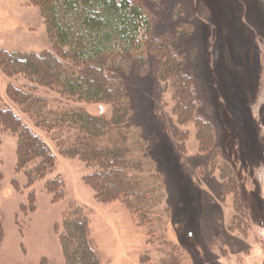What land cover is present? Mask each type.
<instances>
[{
    "label": "rangeland",
    "instance_id": "1",
    "mask_svg": "<svg viewBox=\"0 0 264 264\" xmlns=\"http://www.w3.org/2000/svg\"><path fill=\"white\" fill-rule=\"evenodd\" d=\"M89 1L55 0L54 13L68 32L66 46L82 45L83 50L122 57L119 75L128 105L127 125L117 124L119 135L110 130L103 139L120 137L125 149L118 146L111 149L112 154H105L121 152L130 163L128 167H133L125 174L141 182L142 191L135 193L141 197L135 205L144 216L118 201H98L84 181L91 170L77 157L57 153L53 142L59 136L57 130L50 135L39 131L55 155L53 173L63 180L64 197L54 201L53 192L44 188L48 176L29 182L18 169L17 137L0 126V264H65L59 234L69 204L79 206L87 215L88 238L100 264H159L170 256L179 264H264L262 1ZM150 37L156 45L166 43L184 60L198 100L196 117L209 120L218 131L221 115L230 112L221 89L232 95L235 90L242 101L239 104L232 98L229 102L239 128L235 126L230 137L234 147L225 143V154L244 195L249 212L245 220L235 214L233 194H222L220 188L219 167L224 156L215 160L212 152H201L194 124L177 123L171 91L157 78L160 59L145 52ZM50 46L45 18L34 0H0V50L22 55ZM9 82L14 86L24 83L21 77L8 78L0 70V98L4 99ZM36 94L55 111L77 105L72 97L61 99L45 88ZM87 105L98 115L97 104ZM0 108H4L1 99ZM101 112L110 118L107 105ZM27 122L33 128L31 121ZM27 142L24 140L23 146ZM30 199H34V210L29 208ZM239 199L243 202L241 194ZM189 219L192 224L185 227ZM239 221L245 227L235 228ZM182 227L192 232L183 245L177 235ZM143 256L147 257L144 261Z\"/></svg>",
    "mask_w": 264,
    "mask_h": 264
},
{
    "label": "trees",
    "instance_id": "2",
    "mask_svg": "<svg viewBox=\"0 0 264 264\" xmlns=\"http://www.w3.org/2000/svg\"><path fill=\"white\" fill-rule=\"evenodd\" d=\"M92 1L94 0L89 2ZM95 1L102 3L104 0ZM261 1L264 8V0ZM34 2L45 18L51 46L38 52L22 55L17 52L0 50L1 72L8 78L21 77L24 82L21 86H14L9 82L5 89L4 99L0 98L4 106L0 108V126L16 135L18 140V169L23 171L29 182L48 176L44 188L53 192L54 201L61 200L64 197L63 180L59 174L53 173L55 155L40 136L41 131L49 134L53 132L52 130H57V136H59L53 139L57 153L65 157H77L91 170L84 176V181L92 187L96 199L103 203L118 201L127 209L131 206L134 208L132 212L143 218V211L135 205L141 197V193L135 194L140 190L141 182L136 176L125 174L126 171L133 170V167H128L130 163L121 152L116 156L105 154V152L112 154L111 149L118 146L125 149V140L120 137L117 140L115 137L113 141L103 139L110 130L119 135L117 131L119 129L116 128H120L119 124L127 125L125 123L128 116V105L122 77L119 75L122 57L117 58L116 56L115 58L117 53L113 52L83 50L82 45L79 47L66 46L69 42L68 32L63 30L57 22L54 13L55 0H34ZM145 52L160 59L156 72L157 78L167 84L171 91L174 102L173 113L177 123L192 122L194 124L196 140L201 152H212V158L215 160L220 155L224 156L219 167L220 188L222 194H233L235 214L242 216L245 220L249 212L244 195L239 189L232 161L230 162L225 154V143L234 147L230 137L234 136V127H238L239 122L231 114L229 102L232 98L236 99L239 104L242 101L238 99L232 88L233 95L221 89L230 112L221 115L222 121H219V129L215 130L209 120L196 117L198 100L193 87V77L190 71L184 69L182 57L177 52H173L166 43L154 44L152 37L145 46ZM228 83L231 87L230 81ZM39 88L53 91L60 95L61 99L70 96L77 105L71 109L59 107L60 111L47 108L46 99L36 94ZM27 101L30 102L29 106L24 105ZM91 103L98 105V111L96 110L98 115L91 107H86ZM81 105H84L85 109L80 107ZM103 105L110 108L109 119L101 114ZM117 119H121L119 123L116 122ZM28 120L36 130L28 124ZM243 123L248 124L244 120ZM241 129L243 132L246 131L244 125ZM24 140L28 142L23 146ZM227 150L233 156L232 149ZM110 174L111 177H109ZM240 194L243 202L239 199ZM33 200L30 199L29 208L31 210L35 208ZM181 213L185 214L183 211ZM236 220L234 218L233 222ZM191 222V219L185 220L184 226L189 227ZM242 225L244 226V223L239 221L235 228H241ZM61 228L59 243L65 264H100L88 238V217L79 206L69 204L62 217ZM177 231V235H180L179 242L183 245L186 237L190 238L192 232L183 230V227ZM2 238L3 227L0 219V243ZM170 257V260L159 264H179L176 258ZM145 259L147 257L143 256L142 260Z\"/></svg>",
    "mask_w": 264,
    "mask_h": 264
}]
</instances>
